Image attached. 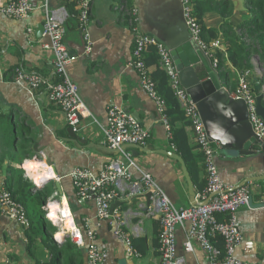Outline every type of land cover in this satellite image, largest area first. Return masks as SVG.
<instances>
[{"label": "crops", "instance_id": "crops-1", "mask_svg": "<svg viewBox=\"0 0 264 264\" xmlns=\"http://www.w3.org/2000/svg\"><path fill=\"white\" fill-rule=\"evenodd\" d=\"M91 1L92 50L89 53L86 52L77 10L67 0H32L34 10L27 19L12 18L0 13V193L4 188L13 189L25 206L30 210L38 207L43 214L44 204L38 192L50 193L49 184L53 183L55 192L66 196L76 223L84 234L85 244L78 246L70 236L62 237L58 247H64V251L58 264L68 263L72 254L76 256L75 264H88L91 241L86 235L87 230L95 232L96 245L107 253L103 264H162L159 248L161 222L152 199L151 202L148 199L150 192L138 193L130 182L122 181L114 216L99 219L94 198H80L71 172L82 167L99 173L111 160L126 163L128 155L143 172L153 176L176 206L192 205L186 178L177 160L159 151H139L132 155L133 148H130L112 152L106 143L103 129L107 125L109 107L116 105L132 113L150 130L151 138L144 147L175 151L161 121L157 104L141 87L138 71L132 65L136 33L128 13V10L137 8L141 30L147 32V21L167 7L169 0ZM231 1L235 5L232 23L237 27L243 20L244 4L243 0ZM200 2L204 3L205 0ZM45 4L49 11L64 16L66 43L70 52L78 56L69 71L90 109V114L82 116L77 128L83 142L71 138L67 130V119L61 108L50 100L47 87H42L34 95L14 79V69L20 66L49 80L55 78L54 54L43 47L48 38L38 32L45 23ZM216 5L208 6L203 14V21L208 27L219 28L224 22ZM30 29L32 32H29ZM215 40L226 45L222 33ZM149 57L150 50L146 54V58ZM252 63L253 81L254 76L258 75L255 73L257 64L254 56ZM149 67L151 73L157 70L156 65L151 64ZM198 68L202 69V65L199 64ZM225 86L232 93L237 89L233 84ZM221 151L217 162L223 179L236 187L247 186L251 190V204L242 207L238 214L245 238L237 249V255L245 261L264 264V178L256 180V177L264 175V152L252 158L229 154L223 156ZM35 156H39L41 161L37 160L34 168L41 165L40 172L43 175V172L53 167L55 171L51 168L52 172L58 175L59 180H51L36 187L22 168L25 160ZM131 172L134 179L142 176L136 167ZM39 175L36 174L38 179ZM194 188L197 191L195 185ZM118 217L123 232L132 240L136 250L134 254L128 251L126 239L115 233ZM38 224L36 222L34 228L32 225L27 230L16 220L0 213V264H38L52 257L50 247L54 246L53 236H40L42 228L45 230L47 226L43 225V220L41 228ZM188 227L186 223L177 229V255L183 259L184 264H210L207 252L196 240H192V250L186 249ZM49 228L56 232L55 227ZM31 233H34L33 252L29 251Z\"/></svg>", "mask_w": 264, "mask_h": 264}, {"label": "built area", "instance_id": "built-area-1", "mask_svg": "<svg viewBox=\"0 0 264 264\" xmlns=\"http://www.w3.org/2000/svg\"><path fill=\"white\" fill-rule=\"evenodd\" d=\"M67 1L73 4L77 10L79 26L87 46L86 52L89 53L92 50L90 32L92 1ZM182 3L192 39L205 50L206 54L211 58L213 66L218 69L220 64L218 52H223L227 58V45H223L219 40L215 39L212 41L205 40L203 37V25L195 14V0H182ZM44 7L47 9L44 36L48 40L43 44V47L54 54L55 78L49 80L38 73L28 72L20 66L14 69V79L16 82L25 85L34 95L42 87H47L50 100L61 108L68 125L77 129L82 116L90 114V109L80 93L79 85L72 79L69 71L70 66L78 59V56L70 52L66 43L67 28L64 16L54 11H49L47 4ZM33 10L32 0H0V13L12 18L27 19ZM128 13L131 16L136 33L132 65L138 71L140 85L155 100L161 121L167 130L168 138L172 141L173 127L166 112V100L159 93L157 82L146 60L147 52L151 48H155L159 54L161 67L169 76L170 86L181 102L185 114L193 124L197 142L204 155L207 185L204 190L197 192L196 204H192L189 207H178L173 203L167 192L156 183L153 176L150 173L143 172L137 163L127 155L128 161L126 163H122L119 160H111L99 173H94L87 168H75L71 172V177L78 195L82 199L93 197L96 202L98 218L105 220L114 216V214L110 213V207L113 200L119 196L122 181L130 182L138 193L150 192L151 199L160 216L159 248L162 264H184L183 259L177 255V229L186 223L189 226L186 249L192 250V240H196L207 252L210 264H257L245 261L237 255V249L245 238L238 214L242 207L251 204L250 188L247 186L236 187L223 179L217 162L222 146L219 141L213 140L208 136L196 104L190 99L187 89L181 83L179 71L171 51L164 42L141 30L137 8L128 10ZM29 32H32V29ZM259 59L260 56L258 54L254 55V60L257 61ZM236 71L238 86L232 94L236 98L245 100L254 131L261 142L264 143V121L257 112V92L253 90L252 70ZM262 75V73L258 74V76ZM0 77H2L1 68ZM103 129L106 143L113 149L122 150V146L128 143L145 146L151 138V132L148 128L144 127L132 113L116 105L109 107L107 125ZM172 145L175 147L173 143ZM32 159L41 161L39 156L29 160ZM27 162L28 160H25L22 163V168L25 170L26 175L33 180L36 187H40L45 183V180L38 179L33 174L42 175L40 172L42 171V166L37 168V165L35 169L30 170ZM133 167L138 168L142 172L140 179L133 178L131 172ZM51 168L54 170L53 167ZM46 177L50 178V180H59L56 173L51 177ZM204 201H206V204L201 203ZM53 202H58L62 206L66 205L70 209V215L74 219L75 232L69 233L64 229L62 222L63 218H65L64 216L60 220H54L49 216L52 207L50 205ZM43 210L45 217L53 221L57 227L54 233L56 239L61 241V236L69 235L77 245L85 244L84 234L76 223L66 196L60 195L56 191L55 197L50 196L47 199ZM0 213L16 220L27 230L32 227V220L29 217L26 206L8 188H4L0 193ZM220 216L223 219H220ZM116 226L115 233L126 239L128 251L130 254H134L136 250L132 240L128 234L123 232L119 217ZM61 231L64 234L59 235L58 233ZM86 235L91 241L88 247V264H103L107 258V253L96 245L95 232L87 230ZM218 235H221L224 239V252H221L215 244L214 239Z\"/></svg>", "mask_w": 264, "mask_h": 264}, {"label": "water", "instance_id": "water-1", "mask_svg": "<svg viewBox=\"0 0 264 264\" xmlns=\"http://www.w3.org/2000/svg\"><path fill=\"white\" fill-rule=\"evenodd\" d=\"M147 33L158 38L166 44L171 51L175 65L179 71L182 85L187 89L190 99L196 104L208 136L220 142L222 155L258 157L264 152V143L255 133L250 121L248 106L244 99L233 96L224 84L219 70L213 66L211 58L191 37V32L185 17L182 0H169L167 7L155 13L147 21ZM39 35L44 33V26L39 28ZM202 65V69L198 65ZM261 76H254L252 85L257 92V112L264 121V82ZM71 138L83 142L77 129L73 126L67 128ZM133 148L132 155L139 151L146 153L159 151L181 164L186 185L190 192V201L196 204L197 191L188 165L184 158L175 151L153 150L139 144H124L122 150ZM112 152H121V149L110 148ZM45 183L50 178L39 175ZM264 175L256 177V180ZM34 183V182H33ZM56 184V188L58 189ZM151 202V194H148ZM118 200H114L110 207L113 214ZM206 204V201L201 202ZM61 236V240H62Z\"/></svg>", "mask_w": 264, "mask_h": 264}, {"label": "trees", "instance_id": "trees-1", "mask_svg": "<svg viewBox=\"0 0 264 264\" xmlns=\"http://www.w3.org/2000/svg\"><path fill=\"white\" fill-rule=\"evenodd\" d=\"M195 0V14L203 25V37L205 40L210 41L218 38L222 33L226 39L228 57L221 51L218 52L220 57V64L218 70L224 79V84L231 86H238V77L236 70L252 69V57L255 54L260 56L261 61L264 63V0H245L244 9L242 11L243 20L241 24L235 27L232 23V17L235 13V5L231 0ZM216 3V10L224 18L223 24L219 27H208L203 21V14L208 6ZM147 63L157 66V70L153 73V77L157 82V89L161 96L166 100V112L170 117V122L173 127L172 143L175 145L174 150L180 154L188 165V169L193 179L198 192L204 190L207 185L206 168L204 163V155L201 152L197 142L193 124L190 118L185 114L181 102L175 95L170 86V79L167 72L161 67L159 63V54L155 48L150 49V57ZM227 62L229 63L227 65ZM237 78V81H235ZM252 78V77H251ZM264 82V74L260 77ZM254 90V88H253ZM256 92V91H255ZM24 171V170H23ZM9 183V182H8ZM13 190V189H12ZM39 197L43 204L46 203L50 193L38 192ZM17 197L18 193L14 192ZM41 219L43 225H46L45 230H41L40 236L50 237L53 236L54 246H51L53 252L52 257L44 262L38 264H58L62 259V252L64 247H58L60 243L54 237L53 228L57 227L42 214ZM220 219H223L220 216ZM33 221V220H32ZM50 226H48V222ZM34 233L29 236V251L33 252ZM215 244L221 252H224V239L218 235L215 239ZM63 243V242H62ZM79 246V245H78ZM76 256L72 254L68 258V263L75 264Z\"/></svg>", "mask_w": 264, "mask_h": 264}, {"label": "bare ground", "instance_id": "bare-ground-1", "mask_svg": "<svg viewBox=\"0 0 264 264\" xmlns=\"http://www.w3.org/2000/svg\"><path fill=\"white\" fill-rule=\"evenodd\" d=\"M37 162L38 161L36 159L35 160H33V159L28 160V162H27L28 168H30V170L35 169L34 165L37 164ZM49 169H50L49 171L43 172V175L49 176V177L55 175V173L53 174L54 171L51 168H49ZM50 206H52V207L50 209V215L49 216L52 217L54 220H60V218L62 216H64L65 218H63V221H62L63 225H64V229L67 230V232H69V233L75 232L74 219L70 215V209L66 205L65 206L59 205L58 202H53V203H51ZM58 234L62 235L64 233H63V231H61Z\"/></svg>", "mask_w": 264, "mask_h": 264}, {"label": "rangeland", "instance_id": "rangeland-1", "mask_svg": "<svg viewBox=\"0 0 264 264\" xmlns=\"http://www.w3.org/2000/svg\"><path fill=\"white\" fill-rule=\"evenodd\" d=\"M244 1L245 0H243V4H244ZM255 63L257 64V70H256V74H259V73H262V74H264V63L259 59V60H255ZM238 76V75H237ZM37 168H39V166H37ZM49 187H50V193H51V196L52 197H55V190L53 189V183H50L49 184ZM27 207V206H26ZM30 207V206H29ZM28 208V207H27ZM28 210V212L30 213L29 215H30V217L32 218V220H33V223H32V225H33V228H34V226H35V223L37 222V223H39L38 225H39V227L41 228L42 227V225H41V223H42V219H41V217H42V211H41V209L40 208H36V210H30L29 208L27 209ZM54 225H55V223L53 222V221H51ZM36 234V233H35ZM66 236H69V235H66ZM45 238H47L46 236H44ZM71 237V236H70ZM72 238V237H71Z\"/></svg>", "mask_w": 264, "mask_h": 264}]
</instances>
